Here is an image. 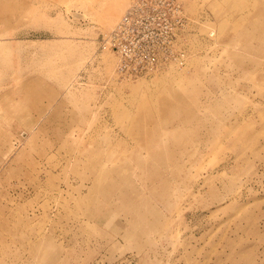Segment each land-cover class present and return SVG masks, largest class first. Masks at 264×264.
Wrapping results in <instances>:
<instances>
[{"label": "rangeland", "instance_id": "374dc122", "mask_svg": "<svg viewBox=\"0 0 264 264\" xmlns=\"http://www.w3.org/2000/svg\"><path fill=\"white\" fill-rule=\"evenodd\" d=\"M119 1L0 0V264H264V0H176L139 76Z\"/></svg>", "mask_w": 264, "mask_h": 264}, {"label": "built area", "instance_id": "2783aa9c", "mask_svg": "<svg viewBox=\"0 0 264 264\" xmlns=\"http://www.w3.org/2000/svg\"><path fill=\"white\" fill-rule=\"evenodd\" d=\"M135 19L138 21L134 22ZM150 19L154 22L149 25L143 23ZM170 19H177L179 23L183 20L181 8L176 0L132 1L126 16L112 37V42L110 39L107 42L108 45L112 43L120 55L121 67L126 74L131 76L148 74L155 72L164 63L179 60L175 53L177 32L173 30L169 33L172 27L166 24ZM137 24L139 27L144 25V28L141 30L135 28ZM129 27L132 36L120 40L118 38L120 31ZM136 30L141 35L137 40L134 38Z\"/></svg>", "mask_w": 264, "mask_h": 264}, {"label": "bare ground", "instance_id": "6f19581e", "mask_svg": "<svg viewBox=\"0 0 264 264\" xmlns=\"http://www.w3.org/2000/svg\"><path fill=\"white\" fill-rule=\"evenodd\" d=\"M102 10H103L102 18L101 15L99 14L101 18L99 20H101V23L105 26L106 29L111 28L114 23V19L116 20L120 18V16L124 11L122 10V3L119 0H117L116 2L103 0ZM75 53L79 57L81 54L80 49H76ZM171 66H176V65H170V67Z\"/></svg>", "mask_w": 264, "mask_h": 264}]
</instances>
